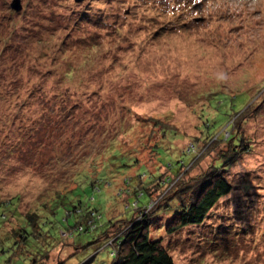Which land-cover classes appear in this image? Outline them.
Listing matches in <instances>:
<instances>
[{"label":"rangeland","instance_id":"1","mask_svg":"<svg viewBox=\"0 0 264 264\" xmlns=\"http://www.w3.org/2000/svg\"><path fill=\"white\" fill-rule=\"evenodd\" d=\"M13 1L0 0V201L17 195L25 212L99 171L98 228L60 239L66 196L49 204L45 264H110L97 240L131 220L140 184L152 197L222 163L231 191L201 225L166 234L177 202L154 196L149 234L172 258L162 264H264V0Z\"/></svg>","mask_w":264,"mask_h":264},{"label":"trees","instance_id":"2","mask_svg":"<svg viewBox=\"0 0 264 264\" xmlns=\"http://www.w3.org/2000/svg\"><path fill=\"white\" fill-rule=\"evenodd\" d=\"M206 124L208 125L207 128L213 126V123L210 124L208 121ZM161 132L166 134L171 133L165 129ZM232 138L233 135L227 137L228 140H231ZM236 141L239 143V140L235 139V142ZM235 142L233 144H228L229 147L232 145L234 150L232 151L231 149L232 153L225 156L228 157L226 160L231 159V161H235V154L237 153L236 151L238 147ZM193 147L194 145L190 146L188 150H192ZM157 153L160 154L159 149H157ZM130 162L133 164L134 159L129 161L128 164L122 165L131 166ZM182 165H184L182 161H176L177 169L182 168ZM164 166L166 169H169L172 167V164L168 161ZM226 167L227 164L223 163L219 166L213 165L201 176L196 178L192 177L177 186L175 184L173 189L166 193L154 195L157 200L159 199L157 203H160V205L158 207L155 205L153 211L159 208L161 204H166L170 199H172L171 202L174 200L177 202V211L174 212L170 221L165 225L164 231L166 234L171 235L185 227L201 225L205 221L212 208L220 201V199L227 196L231 191L232 187L224 176V169ZM97 173H99V171H97L96 174ZM96 174L94 173L91 175L86 171L78 173L74 179L77 180L75 182L76 185L72 190L65 192H62L63 190H55L54 192H51V199H47L44 195L41 199L38 197L36 200V206L25 212H20L19 210L21 200L17 195L8 197L6 200H1L0 255L6 254L9 256L8 260L5 261V264H13L17 261H20L22 264H45L49 261V251L51 250H44L43 248L45 247L46 242L50 239H47L45 234H43L42 222L44 219H42V215L47 212L49 204H51L49 210L52 211L51 214H54V209L59 206V202L64 196H66L68 209H64L65 217L63 220L67 223L66 227L68 229L60 230L59 238L62 239V235L65 233L64 231H68V237L70 238L75 234L94 232L101 221V215L93 205L95 202V195L101 192L100 180L96 178ZM175 175L177 174L175 173ZM155 176L156 184L154 185V191L159 190L161 185L169 187L171 186V182L174 181L171 178L172 176L169 175V172L168 174L165 173V175L159 174ZM161 177H163L162 181ZM157 181H161V184L157 183ZM125 183L127 184V182ZM148 184H150L149 181L146 184H140L139 190L141 191L138 190L137 194H134V200L129 206L133 211L131 220L123 222L121 228L118 229L116 234L109 235V230H107L102 233L97 240L98 242L103 241L104 245L112 247L111 257L113 260L110 264H142L143 262H148L149 264H162L163 256L165 257L163 263L166 259H169V262H172V258L169 256L167 258L166 248L161 245L162 238L159 237L158 239H152L149 234L152 213L146 215V213H144L145 210L143 209L150 205L154 196L151 197L150 192H147ZM88 186H90L92 194H95L90 197L85 205H83L77 195L82 189L84 190L85 187ZM126 192L127 191L123 192V194ZM171 195L173 196L166 200ZM144 197L147 198V201L146 203L141 204L140 199ZM169 203L170 202L168 201V204H166L168 209L171 207V205L168 206ZM135 209L139 211L138 215L140 217H138V220H135ZM67 213H69V215ZM69 218H73L74 220L71 223H68ZM13 219L18 222L16 227L14 226L13 229L6 228L5 224H8L10 220L13 221ZM72 228L73 230L70 231ZM9 241L11 245L8 247L7 242ZM4 245H6V247ZM36 245H40L39 249H36ZM20 256L28 258V263H25V258H21ZM60 262L61 260L58 259L57 264Z\"/></svg>","mask_w":264,"mask_h":264},{"label":"water","instance_id":"3","mask_svg":"<svg viewBox=\"0 0 264 264\" xmlns=\"http://www.w3.org/2000/svg\"><path fill=\"white\" fill-rule=\"evenodd\" d=\"M11 7L15 10H18L20 8L19 0H14L11 4Z\"/></svg>","mask_w":264,"mask_h":264}]
</instances>
